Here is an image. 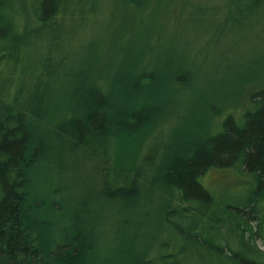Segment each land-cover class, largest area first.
I'll return each instance as SVG.
<instances>
[{"label": "trees", "instance_id": "1", "mask_svg": "<svg viewBox=\"0 0 264 264\" xmlns=\"http://www.w3.org/2000/svg\"><path fill=\"white\" fill-rule=\"evenodd\" d=\"M116 1L142 10L150 0H28L34 26L23 34L0 0V264H112L116 250L130 264H264V86L248 90L239 111L220 112L217 96L245 83L203 65H230L229 47L264 40V0H184L179 40L141 46L136 37L116 44L119 57L105 68L92 69L87 57L75 69L77 45L97 34ZM255 71L264 76V63ZM63 97V116L49 122ZM189 98L218 120L195 136L170 129L189 118L193 129L204 126ZM166 118L168 132L151 135L128 184L115 186L120 147ZM215 169L244 186L219 201L204 184ZM43 173L46 200L33 192ZM156 195L165 200L159 220ZM136 249L149 252L141 258Z\"/></svg>", "mask_w": 264, "mask_h": 264}, {"label": "rangeland", "instance_id": "2", "mask_svg": "<svg viewBox=\"0 0 264 264\" xmlns=\"http://www.w3.org/2000/svg\"><path fill=\"white\" fill-rule=\"evenodd\" d=\"M195 1L198 4L214 5L222 4L224 0H187ZM184 0H150L147 5L141 10H133L121 2L118 1L109 4L105 10V16L103 18V24L96 30V35L88 36L85 41L78 44L75 50V61L72 67L78 69V67H83L88 64L87 57L91 64V68L99 70L105 68V64L109 63L112 59H117L119 53L114 51L116 44L119 47L128 44L131 39L139 37L140 44H143V38L147 40V44H156L160 39L176 38L179 40V34H185V27H183L180 22ZM215 4V5H216ZM3 17L5 20H9L15 32L23 34L29 31L33 26L34 22L29 11L28 0H3ZM264 37V36H263ZM157 40V41H156ZM137 44V45H138ZM88 47V54L83 52L82 48ZM139 46V45H138ZM33 46L28 51V54L33 51ZM80 48V49H79ZM226 53V61L230 63L225 65L224 61L210 65L205 61L203 65H206L205 70H213V68L218 70H228L234 71L239 75L240 81L243 84L240 88L236 89V92L229 96L220 97L217 96L218 101H215L217 107H220V112H235L239 111L238 107H243L248 102V90L255 87L264 86V76L258 74L256 76L255 68L258 67L259 63L263 65L264 63V40L262 37H249L247 39L243 38L234 46L228 48ZM207 59V52H204ZM202 68V67H201ZM220 75V74H219ZM218 74H214L211 83L218 81ZM67 82V81H66ZM62 87L66 90V95H72L74 89H69L67 84L63 82ZM205 90L200 89V92ZM208 92V90H206ZM205 91L204 94L207 92ZM119 94V92L117 93ZM179 95V94H178ZM181 95V94H180ZM182 96V95H181ZM181 96L178 99L184 101ZM206 99L209 101L212 99L211 95L208 93V97L205 95ZM190 105L194 112V118L197 121H204V125L200 129L192 127L191 118L179 127V125H171L170 129L175 130L178 128L179 134L181 132H187L188 136H195L202 134L205 128H210L215 125L218 120L217 118L210 117L203 102L199 99H190ZM186 102V101H184ZM192 102V104H191ZM153 99H151L148 104L151 105ZM67 100L65 97L61 98L57 102V106L49 110L47 114V119L49 122H54L63 116V110L66 107ZM239 105V106H238ZM237 107V109H236ZM164 125L156 126L153 121L151 124L139 130L127 143L120 147V158L116 164L115 175L113 177V183L115 186L127 185L139 158L143 154L145 145L149 141V138L158 129H163L164 133L168 132L165 124H170V119H165ZM153 123V124H152ZM177 132V131H176ZM186 134V135H187ZM119 145V144H118ZM48 174V173H47ZM49 175V174H48ZM51 179V178H50ZM49 180L48 176L44 173L40 177L36 178L34 184L35 194H39L41 198L46 200L52 197L50 190L47 189L45 182ZM205 186L212 191L219 201L225 200L230 194L234 193L238 189L244 186V183L240 182L232 172L222 171V170H211L204 179ZM44 193L46 196H44ZM163 197L156 195L154 198V206L152 209L154 211L155 220H159L157 214V209L160 204L165 203ZM48 203V204H47ZM49 206V201L45 203ZM50 207V206H49ZM150 208V207H149ZM146 208V209H149ZM50 209V208H49ZM47 210V208H46ZM47 212H49L47 210ZM46 213V212H45ZM44 213V214H45ZM50 213V212H49ZM46 217H50L47 213ZM114 251V250H112ZM128 251V249H124ZM139 257L145 258L149 250H139L136 249ZM138 257V258H139ZM140 259V258H139ZM138 259V260H139ZM107 262H112V264H130V260L124 257L122 250H116L113 252L111 257H108ZM138 261L137 259H135Z\"/></svg>", "mask_w": 264, "mask_h": 264}]
</instances>
